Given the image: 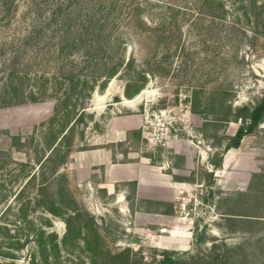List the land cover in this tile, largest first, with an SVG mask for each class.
I'll list each match as a JSON object with an SVG mask.
<instances>
[{"label":"rangeland","instance_id":"rangeland-1","mask_svg":"<svg viewBox=\"0 0 264 264\" xmlns=\"http://www.w3.org/2000/svg\"><path fill=\"white\" fill-rule=\"evenodd\" d=\"M18 1L17 18L0 29V64L17 55L29 87L27 100L0 97V264H114L128 251L130 264H157L165 253L176 264H242L245 256L264 264V225L228 224L225 214L264 215V124L224 154L221 170L211 165L240 127L219 121L226 97L234 108L264 97V0H159L188 12L187 69L177 58L171 71L156 69L159 36L138 33L132 19L126 59L155 72L147 86L129 100L126 80L115 78L64 118L72 103L61 101L59 39L49 33L23 46L40 19L32 0ZM154 8L144 15L152 26L162 13ZM225 251L230 259L218 261Z\"/></svg>","mask_w":264,"mask_h":264},{"label":"trees","instance_id":"trees-1","mask_svg":"<svg viewBox=\"0 0 264 264\" xmlns=\"http://www.w3.org/2000/svg\"><path fill=\"white\" fill-rule=\"evenodd\" d=\"M252 1L255 5L256 0ZM16 4H20V2L18 0H0V29L10 28L13 20L17 18L18 5ZM32 4H35L37 9L30 13L34 17H38L40 21L25 30L27 35L23 37V46L29 45L32 41H40L49 33H53L52 40L59 39L57 43L59 57L65 60L64 66L60 68V77L64 84L58 83L60 90H64L65 98L61 101L65 104L72 103V105H65L63 108V118L73 116L81 102L92 98L97 87L104 91L108 83L115 78L126 80L124 96L129 100L139 95L147 86V74L155 72L150 69H138L135 59H130L128 62L126 59L128 42L124 27H130L132 19L135 20V29L138 33L150 32L157 33L159 36L158 47L163 50V55L160 59L155 58L158 54L154 56L156 69L171 71L176 58L181 60L180 68L187 69L188 67L189 53H187L186 46L182 44V27L187 22L189 15L182 6L168 3L162 7L159 5H164V3L156 1L154 6L161 7L158 9L162 10V13L159 23L152 26V22H148L144 18L145 13L154 8L153 2L150 0H32ZM150 6L152 7L150 8ZM219 7L223 9V4H220ZM249 15L250 13L247 12L246 17L249 18ZM75 56L80 57V62H71V60L73 61L71 58ZM18 58L17 55H14L11 60H4L5 63L2 61L0 64V77L8 73V83L0 93V97L4 95L5 101L11 95H18L17 100L19 96L27 100L26 90L29 87L27 85L29 76L26 69L21 70L15 67ZM72 68L76 69L74 70L76 74H73ZM46 81L49 83V80ZM67 83L70 85L68 89H65ZM41 90L46 94L47 85L41 86ZM225 95L228 93L226 92ZM31 97H33L32 101L35 100L33 95ZM51 98L55 99L52 96ZM213 98L212 94L209 99ZM60 99L62 98H57L58 101ZM22 102L25 101L22 100ZM229 102V98L226 97V104L223 106L224 116L219 118V121L226 124H240V127L234 135L226 136L224 145L219 143V146L223 147L222 153L216 155L211 161L215 170L223 168L224 154L239 149L244 139L253 135L264 124V97L255 107L234 108L231 104L228 105ZM71 124L72 121L63 125L62 129L58 130V135H54L53 144L48 146L49 151L52 152L51 155L61 152V141L66 135L62 139L57 136L73 130L76 123L72 126L73 128L71 127L67 131ZM209 175L212 179L213 174ZM179 181L183 180L179 179ZM235 196L243 198L245 194L240 193ZM225 214L228 224L264 225L263 213L251 216L233 215L228 212ZM129 254L130 251L116 255L112 257V261L114 264H117V261L122 264H130ZM175 255V253H165L163 260L157 264H176ZM246 257H243L242 264H245ZM216 259L224 262L226 259H230V253L225 251Z\"/></svg>","mask_w":264,"mask_h":264},{"label":"bare ground","instance_id":"bare-ground-1","mask_svg":"<svg viewBox=\"0 0 264 264\" xmlns=\"http://www.w3.org/2000/svg\"><path fill=\"white\" fill-rule=\"evenodd\" d=\"M134 101H135V100H134ZM134 101H132V102H134ZM132 102H131V101H128V100L125 101V103H132Z\"/></svg>","mask_w":264,"mask_h":264},{"label":"crops","instance_id":"crops-1","mask_svg":"<svg viewBox=\"0 0 264 264\" xmlns=\"http://www.w3.org/2000/svg\"><path fill=\"white\" fill-rule=\"evenodd\" d=\"M140 192V190H138Z\"/></svg>","mask_w":264,"mask_h":264},{"label":"water","instance_id":"water-1","mask_svg":"<svg viewBox=\"0 0 264 264\" xmlns=\"http://www.w3.org/2000/svg\"><path fill=\"white\" fill-rule=\"evenodd\" d=\"M127 100V99H126Z\"/></svg>","mask_w":264,"mask_h":264}]
</instances>
